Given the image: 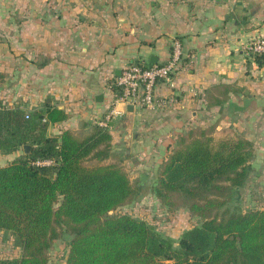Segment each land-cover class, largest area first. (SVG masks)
<instances>
[{"label":"crops","instance_id":"crops-1","mask_svg":"<svg viewBox=\"0 0 264 264\" xmlns=\"http://www.w3.org/2000/svg\"><path fill=\"white\" fill-rule=\"evenodd\" d=\"M261 36L264 0H0V100L26 112L64 110L68 118L51 123L49 136L90 134L114 107L121 70L169 62L178 40L181 60L172 80L158 84L159 104L135 107L129 151L122 118L110 122L106 164L123 148L130 179L158 175L181 138L232 133L253 145L248 177L232 201L242 212L263 210L264 57L244 50ZM24 154L23 146L0 151V166L9 164L3 156L12 162ZM181 229H168L175 244L189 228ZM20 255L0 230V258Z\"/></svg>","mask_w":264,"mask_h":264},{"label":"trees","instance_id":"trees-1","mask_svg":"<svg viewBox=\"0 0 264 264\" xmlns=\"http://www.w3.org/2000/svg\"><path fill=\"white\" fill-rule=\"evenodd\" d=\"M67 118L58 107L26 112L0 100V151L31 145L0 166V230L21 248L20 256L0 264H52L59 240L70 247L65 264H264V209L227 206L248 177L249 140L202 132L172 149L153 194L169 210L187 208L201 220L175 244L144 219L110 213L133 203L141 184L120 165L103 163L112 155L108 128L96 125L84 136L47 134L51 123ZM40 158L56 164L35 165ZM93 160L100 164H87Z\"/></svg>","mask_w":264,"mask_h":264},{"label":"built area","instance_id":"built-area-1","mask_svg":"<svg viewBox=\"0 0 264 264\" xmlns=\"http://www.w3.org/2000/svg\"><path fill=\"white\" fill-rule=\"evenodd\" d=\"M247 54L264 56V36L251 40L245 49ZM182 56V45L178 40L174 41L173 56L164 64L147 65L143 62H134L125 66L120 75L116 77L118 95L114 107L107 116L99 121L104 128L110 126V122L117 118H123L126 105L132 103L135 107L152 108L159 104L156 96V88L159 83L171 81L178 69ZM122 104L123 107H119ZM28 117V115H27ZM37 166L51 167L56 164L52 158H40L34 161Z\"/></svg>","mask_w":264,"mask_h":264},{"label":"rangeland","instance_id":"rangeland-1","mask_svg":"<svg viewBox=\"0 0 264 264\" xmlns=\"http://www.w3.org/2000/svg\"><path fill=\"white\" fill-rule=\"evenodd\" d=\"M1 39H3V37H1ZM116 153L117 154H115V156H113L110 159V163H115L121 166V162L125 160L127 156L125 155L123 148H121V150H119ZM107 161L108 160H105L103 161V163L106 164ZM1 162L10 163L11 159L8 156H3ZM87 164L93 166L100 164V162H98L97 160H93V161H89ZM156 179H157V175L154 172L150 171V174L146 178L145 182L141 184V192L139 196L136 198V200L133 203L125 205L119 208L118 210L112 211L110 213L130 214L134 217L144 219L149 224H151L156 230L161 232L163 235H167L169 237H172L171 236L172 232L168 231V229H172L174 227L182 225L181 230H184L199 225L201 223V220L193 216L190 217L188 215L187 209L185 208H181L177 210V212L174 214H171V212L166 213L164 209H161L162 208L161 203H159L160 201L156 200V198L154 197L155 195L153 194L152 191ZM131 180L134 184L136 183L140 184L139 178L135 177L134 179ZM227 206L231 210L238 209L234 201H230ZM61 242L63 241L60 240V243L54 246L50 254L51 257L54 258V260L57 259V264L66 263V259L70 249L69 245ZM4 245L5 247H7V243Z\"/></svg>","mask_w":264,"mask_h":264},{"label":"water","instance_id":"water-1","mask_svg":"<svg viewBox=\"0 0 264 264\" xmlns=\"http://www.w3.org/2000/svg\"><path fill=\"white\" fill-rule=\"evenodd\" d=\"M134 115H135V105L132 103L127 104L125 115L122 118V122L127 129V134L125 136V142H126V146L128 148L127 151H129V148L131 145L133 124H134ZM23 149L26 153H28L31 149V145L25 144V145H23ZM147 177L148 176L146 174L142 173L141 177H140V184L144 183ZM64 238L66 240H69L70 236L66 233V234H64Z\"/></svg>","mask_w":264,"mask_h":264}]
</instances>
